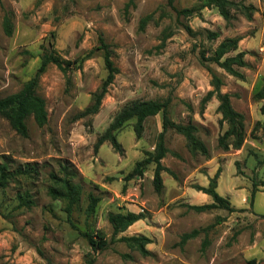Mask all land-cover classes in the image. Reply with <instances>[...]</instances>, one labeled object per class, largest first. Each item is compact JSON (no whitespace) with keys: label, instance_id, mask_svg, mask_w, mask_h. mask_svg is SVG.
I'll list each match as a JSON object with an SVG mask.
<instances>
[{"label":"rangeland","instance_id":"rangeland-1","mask_svg":"<svg viewBox=\"0 0 264 264\" xmlns=\"http://www.w3.org/2000/svg\"><path fill=\"white\" fill-rule=\"evenodd\" d=\"M228 1L234 3L229 21L210 0H174L173 6L167 0H0V99L18 92L35 76L43 47H53L63 59L76 61L66 72L51 64L40 76L37 91L48 112L44 126L30 116L24 138L0 117V163H7L15 175L0 188V264H85L92 258L94 264H248L251 260L264 264V115L260 112L264 99L253 98L264 87V0ZM205 4L192 16L177 13ZM6 15L13 26L11 36L4 29ZM100 37L113 53L118 74L99 112L77 119L107 76L103 51L97 49ZM228 38L240 39L237 49L225 57L244 54L247 65L235 67L242 77L208 61ZM92 50L93 56L78 69ZM211 72L221 78V92L230 94L232 107L244 116L240 149L224 150L218 144L228 124L211 105L214 100L219 103L217 98L202 103L213 89ZM168 98L171 119L181 124L191 120L209 156L192 154L183 135L167 131L169 153L162 163L169 171L162 172L164 188L158 193L154 164L141 177L125 178L147 152H153L162 131L161 114L144 122L140 138L134 121L126 123L117 133L121 154L109 142L97 153L94 145L131 101ZM233 160L237 168L224 166ZM210 161L214 168L224 166L219 192L233 211L215 208L198 213L188 208L207 202L195 186L210 179ZM65 164L76 168L75 181L83 187L71 223L63 203L47 192L50 174L63 176ZM241 188L247 189L245 195L238 191ZM89 193L101 200L86 222ZM20 195H28L33 203L19 206ZM129 211L142 213L144 219L114 236L109 213ZM195 229L200 233L183 243L182 235ZM87 230L101 231L108 246L93 249L82 235ZM123 236L147 237L149 253L129 248L119 241Z\"/></svg>","mask_w":264,"mask_h":264},{"label":"trees","instance_id":"trees-1","mask_svg":"<svg viewBox=\"0 0 264 264\" xmlns=\"http://www.w3.org/2000/svg\"><path fill=\"white\" fill-rule=\"evenodd\" d=\"M170 6H173L174 0H167ZM209 4L215 5L222 17L229 21L231 16L229 13L230 6L234 5L233 2L228 0H210ZM207 4L202 5L200 8H190L177 10L178 15L192 16L197 10H201L206 7ZM149 16L141 20V27H143ZM4 29L8 36L13 33V26L11 18L6 15L4 18ZM188 32H191L189 26H185ZM215 34H212L214 36ZM239 38H228L220 43L217 47L214 55L208 60L216 63L220 68L224 69L230 75L235 77H242L235 67H244L246 62L244 61V54L238 53L235 56L225 57L232 51L237 49ZM100 46L98 50L103 51V58L105 67L107 70V76L103 80L99 89L92 94V101L80 114L77 119L95 115L99 112L102 105V101L108 93L109 87L113 84L116 75L118 74V68L112 58V51L108 44L105 43L102 37L99 38ZM164 43V42H163ZM163 45V44H162ZM95 50L90 51L86 54L77 68H82L83 62L93 56ZM54 64L63 72H66L76 61H70L63 59L58 52L53 48L43 47V53L41 56L40 66L33 78L28 80L23 87L16 93L8 95L0 99V117L5 118L12 129H14L20 136L28 137V127L26 124L27 119L32 116L35 123L42 127L47 123L48 112L46 109L45 99L38 93L37 88L39 84L40 76L45 73L48 66ZM223 82L221 78L211 72V86L212 90L208 91L206 96L203 98L202 103L205 104L212 97H216L219 101L218 112L222 115V120L227 122L228 129L218 139V144L224 150H228L230 147L234 149H240L245 139L244 131V116L234 110L231 103V96L228 93H222L221 87ZM253 98L256 101L264 99V87L254 92ZM170 104L171 99L166 100H134L125 105L115 116L112 123L109 125L107 130L98 137L94 151L98 152L99 148L105 143L109 142L114 150L118 153H123L121 144L117 140V133L128 123L134 121V132L138 138H140L144 131V122L152 116L161 114L162 115V132L158 136L157 143L153 152H147L146 157L138 161L133 170L126 176L125 180L129 181L135 177H141L144 174L145 168L154 164V175L153 185L156 192L161 193L164 185L162 179V172L169 171L168 168L163 166L162 159L165 158L169 149L166 146L165 134L167 131L172 130L178 134L183 135L186 138L188 149L192 154L197 152L202 153L204 156H209V151L206 145L195 135L197 127L190 120L188 124H181L173 121L170 117ZM261 114L264 115V104L260 108ZM260 122L257 121L256 126ZM255 129V128H254ZM253 129V130H254ZM264 134V130H263ZM232 139L230 143L229 140ZM63 176H59L55 173L50 174L51 184L47 188L48 195L54 199L63 203V211L66 214L67 220L71 223L72 216L75 211L79 208L81 197L83 194V187L79 181H75L78 176V172L75 167L71 164H65L61 167ZM220 175V169L217 171L213 178L209 179L208 187L195 186L198 191H201L209 195L213 202L204 205H189L188 208L195 212L202 213L207 212L215 208H224L232 210L230 204L226 198L221 196L217 191L218 178ZM14 174L10 172L9 165L7 163H0V188H5L9 181L14 179ZM255 195V189L252 191L251 202ZM20 204L29 206L31 202L28 195H20ZM101 198L94 195L93 193L88 194V204L85 208L86 222L96 212V207L100 202ZM144 219L142 213L127 212V213H109L108 221L113 228V235L126 231L135 222ZM200 233V230L195 229L189 233L182 235V242L196 237ZM82 235L87 240L88 244L93 249H105L108 246V241L105 235L101 231L93 233L90 230L82 232ZM119 241L124 242L131 249L137 250L140 253L147 255L149 252L146 249V245L150 243V240L145 236H123L119 238ZM94 259H89L85 264H94ZM255 260H251L248 264H254Z\"/></svg>","mask_w":264,"mask_h":264},{"label":"crops","instance_id":"crops-1","mask_svg":"<svg viewBox=\"0 0 264 264\" xmlns=\"http://www.w3.org/2000/svg\"><path fill=\"white\" fill-rule=\"evenodd\" d=\"M210 91V90H209ZM211 105H213V107L216 109V108H218V106H219V103L217 102V101H213L212 102V104ZM210 109V107L208 106L207 107V110H209ZM263 115V114H262ZM220 117V116H219ZM162 132V131H161ZM207 147V146H206ZM164 159V158H163ZM162 159V160H163ZM162 162V161H161ZM207 163H209V162H207ZM163 164V163H162ZM229 164H234V166L236 167V164L238 165V162H235V160H233V162H227L226 164H224V166H226V165H229ZM211 165V166H210ZM164 166V165H163ZM209 166H210V168H211V171L208 173V177H210V178H213L214 176H215V174L217 173V171L219 170V167L217 166V167H215L214 168V166H213V164L211 163V161H210V164H209ZM224 166H223V169H224ZM237 168V167H236ZM223 169L221 170L220 169V175H219V178H218V185H217V189H216V191L220 194V192H219V189H220V184H221V176H222V174H223ZM237 171V170H236ZM236 171H235V173H236ZM233 175H234V173H233ZM236 177V176H235ZM239 181V180H238ZM238 183V182H237ZM236 183V184H237ZM236 184L232 187V188H235V186H236ZM208 185H209V180L208 179H206L203 183H202V186L203 187H208ZM227 188V187H226ZM225 188V189H226ZM224 189V190H225ZM228 191V190H227ZM238 191H241L240 193L241 194H243V192H244V194L243 195H245V192H247V189H245V188H241L240 190H238ZM237 191V192H238ZM239 193V192H238ZM227 194H229V192H227ZM203 195H204V199L207 201L206 202V204H210V203H212L213 202V200H212V198L209 196V195H207V194H205V193H203ZM221 196H223L224 197V194H220ZM225 198V197H224ZM227 199V198H226ZM195 205V204H194ZM200 205V204H199ZM204 205V204H203Z\"/></svg>","mask_w":264,"mask_h":264}]
</instances>
